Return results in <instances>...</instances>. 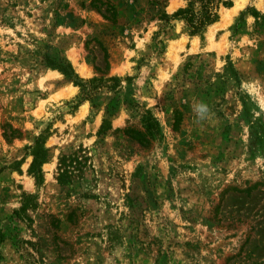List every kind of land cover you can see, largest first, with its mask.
I'll return each instance as SVG.
<instances>
[{
	"label": "rangeland",
	"instance_id": "obj_1",
	"mask_svg": "<svg viewBox=\"0 0 264 264\" xmlns=\"http://www.w3.org/2000/svg\"><path fill=\"white\" fill-rule=\"evenodd\" d=\"M154 1L0 0V264H264V0L197 35L160 19L184 1ZM140 108L145 148L123 132ZM61 153L79 161L63 186Z\"/></svg>",
	"mask_w": 264,
	"mask_h": 264
},
{
	"label": "trees",
	"instance_id": "obj_2",
	"mask_svg": "<svg viewBox=\"0 0 264 264\" xmlns=\"http://www.w3.org/2000/svg\"><path fill=\"white\" fill-rule=\"evenodd\" d=\"M152 2H156L151 0ZM164 2L167 0H163ZM184 1L183 6L178 7L172 13H162L160 19L167 25L171 20H177L181 22L184 31L188 35H197L204 31L205 27L214 23L218 17V11L220 7H229L231 0H182ZM45 65L56 69L60 72L67 80H70L74 85H78L81 89L87 91L94 90L101 86L107 90H113L119 85V79L114 76H109L106 79L102 78H91L87 81L82 82L80 78L73 72L70 64L66 60L60 62H54L50 58H45ZM105 68H108V62L105 60ZM98 70V68H95ZM89 95L87 94V99ZM140 119L144 131L135 129L125 128L124 134L134 140L139 146L147 147L151 141L159 138V126L157 120L152 116L150 111L145 108H140ZM111 110L106 109L101 124L97 130V135L103 134L109 128V116ZM32 159L28 166V172L31 173L38 183L41 178L40 165L48 158V150L43 147L42 134L35 137L33 145H31ZM76 158L68 156L67 154L61 153L58 157L57 162V175L56 181L59 185L63 186L69 184L71 177L74 174V170L77 169ZM22 207V206H21Z\"/></svg>",
	"mask_w": 264,
	"mask_h": 264
},
{
	"label": "clouds",
	"instance_id": "obj_3",
	"mask_svg": "<svg viewBox=\"0 0 264 264\" xmlns=\"http://www.w3.org/2000/svg\"><path fill=\"white\" fill-rule=\"evenodd\" d=\"M194 111L199 118L203 119L208 111V108L205 104H199L195 106Z\"/></svg>",
	"mask_w": 264,
	"mask_h": 264
}]
</instances>
